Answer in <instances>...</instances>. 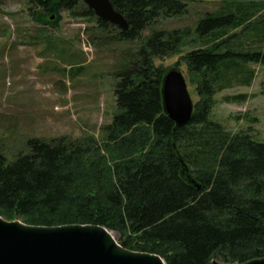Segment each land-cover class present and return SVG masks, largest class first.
I'll list each match as a JSON object with an SVG mask.
<instances>
[{
    "label": "trees",
    "instance_id": "1",
    "mask_svg": "<svg viewBox=\"0 0 264 264\" xmlns=\"http://www.w3.org/2000/svg\"><path fill=\"white\" fill-rule=\"evenodd\" d=\"M29 2L31 18L42 26H56L62 12L77 17L83 5ZM195 2L111 0L129 28L97 19L99 27L115 32L118 41L137 43L138 52L117 76V112L103 142L29 139L11 162L0 152L2 218L47 227L103 226L119 235L124 248L159 255L166 264H241L264 257V143L212 119L216 95L231 87L240 67L246 70L241 84L249 86L255 73L246 65H264V50H236L233 40L240 34L229 35L255 25L264 34V4L231 3L197 22L194 31L204 46L185 54L178 67L184 63L197 77L199 100L191 121L176 128L162 99L171 68L155 61L176 55L188 32L154 26L187 15ZM79 16L96 18L89 8Z\"/></svg>",
    "mask_w": 264,
    "mask_h": 264
},
{
    "label": "rangeland",
    "instance_id": "2",
    "mask_svg": "<svg viewBox=\"0 0 264 264\" xmlns=\"http://www.w3.org/2000/svg\"><path fill=\"white\" fill-rule=\"evenodd\" d=\"M261 2L264 0H196L187 15L160 20L155 28L188 33L180 51L156 60V66L179 68L195 104L199 100L197 77L184 63L178 64L185 54L204 46L194 31L197 22L231 3ZM87 8L83 3L77 13L83 14ZM30 10L29 0H0V152L8 162L26 149L29 139L92 138L102 143L104 128L117 112V76L138 52L137 43L121 42L115 32H104L96 16L73 17L62 12L56 26H42L33 21ZM263 15L264 11L260 17ZM242 30L229 33L240 34L233 40L236 50H264L262 26L250 27L243 34ZM246 68L255 73L251 84H241L246 70L240 67L231 87L216 95L212 119L233 134L248 131L264 143V65L248 63ZM241 95L247 96L246 101L226 100ZM113 234L120 242L119 235Z\"/></svg>",
    "mask_w": 264,
    "mask_h": 264
},
{
    "label": "water",
    "instance_id": "3",
    "mask_svg": "<svg viewBox=\"0 0 264 264\" xmlns=\"http://www.w3.org/2000/svg\"><path fill=\"white\" fill-rule=\"evenodd\" d=\"M95 16L115 27L129 28L111 0H82ZM165 114L176 128L192 119L194 104L183 73L170 69L163 77ZM0 264H166L156 254L134 252L122 246L113 232L97 225L30 226L0 216ZM212 264H227L213 260ZM240 264V263H234ZM241 264H264V257Z\"/></svg>",
    "mask_w": 264,
    "mask_h": 264
},
{
    "label": "crops",
    "instance_id": "4",
    "mask_svg": "<svg viewBox=\"0 0 264 264\" xmlns=\"http://www.w3.org/2000/svg\"><path fill=\"white\" fill-rule=\"evenodd\" d=\"M255 3V2H254ZM262 4H264V2H261Z\"/></svg>",
    "mask_w": 264,
    "mask_h": 264
}]
</instances>
